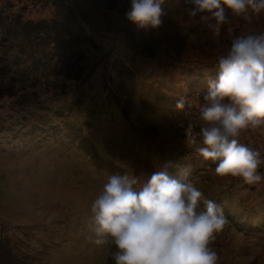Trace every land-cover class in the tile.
<instances>
[{
	"label": "rangeland",
	"instance_id": "obj_1",
	"mask_svg": "<svg viewBox=\"0 0 264 264\" xmlns=\"http://www.w3.org/2000/svg\"><path fill=\"white\" fill-rule=\"evenodd\" d=\"M194 7L192 0H164L157 28L129 20L131 7L114 10L117 28L128 26L131 34L101 37L84 19L95 13L92 4L0 0V264H115L113 246L95 245L91 229V205L108 178L127 174L139 188L153 172L185 165V182L225 217L210 244L218 264H264V180L248 185L217 175L216 163L197 151L202 136L195 143L186 137L188 125L194 135L207 126L199 109L218 80L219 58L234 37L264 32V12L250 9L246 20L226 9L217 35L201 20L207 13L190 15ZM44 20L65 25L56 36L61 55L58 48L46 53L47 45L39 55L21 48L29 31L18 33L19 23ZM138 32L148 44L134 41ZM129 69L142 71L136 83L139 93L147 85L146 99L123 94ZM238 139L264 157V128Z\"/></svg>",
	"mask_w": 264,
	"mask_h": 264
},
{
	"label": "clouds",
	"instance_id": "obj_2",
	"mask_svg": "<svg viewBox=\"0 0 264 264\" xmlns=\"http://www.w3.org/2000/svg\"><path fill=\"white\" fill-rule=\"evenodd\" d=\"M192 16L201 15L219 34L227 22L226 9L250 20L249 10L264 12V0H192ZM164 0H131L126 16L141 27L162 24ZM218 80L210 82L199 109L207 126L195 135L191 125L186 137L202 136L197 151L216 163L219 176L240 177L248 185L264 180L259 150L239 141L248 129L264 128V32L236 36L218 61ZM185 101L177 102L183 108ZM169 162L168 164H172ZM190 166L177 172H153L139 188L137 178L111 175L91 205L93 243L111 244L115 264H218L211 247L224 224L222 209L191 182ZM183 178V179H182Z\"/></svg>",
	"mask_w": 264,
	"mask_h": 264
},
{
	"label": "trees",
	"instance_id": "obj_3",
	"mask_svg": "<svg viewBox=\"0 0 264 264\" xmlns=\"http://www.w3.org/2000/svg\"><path fill=\"white\" fill-rule=\"evenodd\" d=\"M69 1V0H68ZM74 1H78L81 5H93V7H95V13L93 12H89L90 16H85L84 19L86 20V22H88L89 24V29L93 32V34L97 35V36H101L104 37V35L111 33V32H116L119 31L120 33H126V35H130V29L128 26H125L122 29L117 28V23H114V18L111 16L110 12L114 11V10H122V11H126L131 7V0H74ZM61 2V1H60ZM92 8V7H90ZM53 24H49L48 21L44 20L43 22H35V23H31L29 21L25 22V23H19L20 25H18V33H22L24 36H26L29 31L28 34V38H21L20 39V45L22 46L21 48H24L26 53L30 54V55H39L40 54V50L44 51L45 48L42 47V45L45 47L47 45V48L45 50L46 53H50L52 52V55L55 54V50L56 48H58V54L60 53V55L65 52L63 51V49H61V51L59 50L60 45H61V41L60 39H57L56 36L58 37L59 33L64 32L65 29L62 30L63 27H65V25H63L62 23H58L56 21H52ZM35 29V30H34ZM36 31V32H35ZM184 34H187L189 31L185 32ZM15 31V33H17ZM33 33L35 35H33ZM181 34L183 35V33L181 32ZM180 37V33L178 34ZM42 36H44V40L42 38ZM62 36V35H61ZM21 36L18 34L17 38H20ZM135 39L134 41H136L138 44L139 43H143L144 44H148L149 39L147 37V35H145L143 32H138L137 34H135ZM28 39V40H27ZM36 39H41L42 40V44H37V40ZM180 39V38H179ZM182 39V37H181ZM26 40L28 42H26ZM33 40H35V45L33 46V48L31 47L30 43L33 42ZM141 41V42H140ZM133 45H137V44H133ZM142 45V44H139ZM144 48H148L147 46H144L142 49ZM54 49V50H53ZM32 52V53H31ZM136 68V66H134ZM140 69L142 70L141 66H137V70ZM130 70V69H129ZM131 70L128 71V73H126V80L128 83V89H126V87L123 86L124 90H123V94L128 98V99H132L135 97H138L142 100L146 99V97H142L141 94L145 93V87L147 86L146 84H143L141 86V93H139V85L138 83H136V79L138 78V76L141 74L140 73H133L131 75ZM139 72V70H138ZM131 78V79H130ZM140 84V83H139ZM119 95V94H118ZM147 95V94H146ZM81 125V123L79 124ZM110 125V124H108ZM80 144V141L79 143ZM136 148L132 146V151H135Z\"/></svg>",
	"mask_w": 264,
	"mask_h": 264
}]
</instances>
